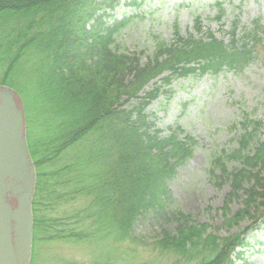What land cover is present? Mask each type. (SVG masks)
<instances>
[{"label": "trees", "instance_id": "16d2710c", "mask_svg": "<svg viewBox=\"0 0 264 264\" xmlns=\"http://www.w3.org/2000/svg\"><path fill=\"white\" fill-rule=\"evenodd\" d=\"M117 4L0 0V84L35 100L41 120L34 123L29 104H24L26 140L37 174L34 243L40 234H52L47 239L73 243L112 236L114 244L138 245L144 244L136 233L139 224L174 223V229H162L150 243L160 260L232 264L236 248L246 249V244L235 236L218 238L206 224L170 208L167 183L192 156L195 142L189 135L181 139L178 126L162 136L146 108L175 80L243 71L257 57V47L264 48V27L255 21L237 33L236 19L228 44L210 32L202 38L190 33L182 37L175 27L173 41L155 38L147 62H141L116 47L118 32L129 23L112 19ZM195 26L198 35V19ZM19 75L22 87L15 82ZM260 125H245L237 148L222 151L208 171H220L229 183L227 201L239 193L246 198L229 227L249 216L251 203L264 201V143L251 148ZM226 160L241 168L228 171ZM82 199L87 206L68 216L65 207Z\"/></svg>", "mask_w": 264, "mask_h": 264}, {"label": "rangeland", "instance_id": "374dc122", "mask_svg": "<svg viewBox=\"0 0 264 264\" xmlns=\"http://www.w3.org/2000/svg\"><path fill=\"white\" fill-rule=\"evenodd\" d=\"M221 10L223 15L217 19ZM110 15L117 21L129 20L115 38L116 47L135 55L141 62H147L155 38L173 41L175 27L182 37L189 33L195 36L196 19L200 22L199 28L202 27L197 37H203L209 31L226 44L235 18L239 20L237 33L252 28L255 21L264 27V0H118L116 9ZM256 50L257 57L243 71L229 70L217 76L197 74L184 81L175 80L146 108V113L154 118V125L163 131L162 136L168 133L167 128L174 130L178 126L183 131L181 139L189 135L195 142L192 156L179 166L175 176L167 183L170 208L188 215L191 222L206 224L209 232L218 238L235 236L239 242L246 244V249L236 248L232 264H264V201L251 203L246 207L249 216L229 227V221L242 210L246 198L239 193L237 199L227 201L231 191L229 183L220 171L212 175L208 171L222 151L229 154L237 148L245 125L253 129L261 123L251 144L252 149L258 143H264V48L258 46ZM18 77L15 82L22 87L24 77ZM21 99L24 104H29L34 123L41 121L36 114L35 100L29 95ZM129 103L132 105L134 101ZM73 152L69 151L63 161H67ZM226 167L228 171L241 168L234 160H226ZM86 206L83 199L71 202L65 207L66 214L70 216L73 211L83 210ZM66 223L71 224L69 221ZM159 224H139L136 233L143 236L144 244L138 245L114 244L109 240L112 236L102 241L91 239L70 243L47 239L52 234L46 237L40 234L32 245L30 262L122 264L133 260L179 264L174 257L163 256L160 260L150 246L162 229L170 231L176 227L174 223Z\"/></svg>", "mask_w": 264, "mask_h": 264}, {"label": "water", "instance_id": "95a60500", "mask_svg": "<svg viewBox=\"0 0 264 264\" xmlns=\"http://www.w3.org/2000/svg\"><path fill=\"white\" fill-rule=\"evenodd\" d=\"M22 99L0 86V264H30L36 175Z\"/></svg>", "mask_w": 264, "mask_h": 264}]
</instances>
